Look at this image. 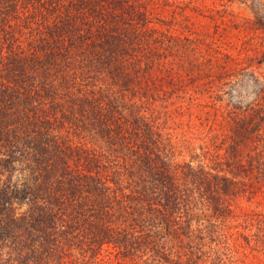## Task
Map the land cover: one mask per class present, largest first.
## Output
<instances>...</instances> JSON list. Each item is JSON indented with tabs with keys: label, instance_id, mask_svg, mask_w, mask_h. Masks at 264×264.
<instances>
[{
	"label": "trees",
	"instance_id": "obj_1",
	"mask_svg": "<svg viewBox=\"0 0 264 264\" xmlns=\"http://www.w3.org/2000/svg\"><path fill=\"white\" fill-rule=\"evenodd\" d=\"M165 3L0 0V264L264 256V83L224 103Z\"/></svg>",
	"mask_w": 264,
	"mask_h": 264
},
{
	"label": "rangeland",
	"instance_id": "obj_2",
	"mask_svg": "<svg viewBox=\"0 0 264 264\" xmlns=\"http://www.w3.org/2000/svg\"><path fill=\"white\" fill-rule=\"evenodd\" d=\"M165 2L168 7L163 20L168 24L172 21L182 39L194 40L199 53L210 54L213 50L212 55L220 53L232 59L228 67L231 77L215 75L218 80L219 77L225 79L221 93L224 103L247 105L253 102L258 87L256 81L264 83V0ZM223 66L221 64L216 73L223 70ZM183 77L188 80L185 73ZM254 264H264V256Z\"/></svg>",
	"mask_w": 264,
	"mask_h": 264
}]
</instances>
